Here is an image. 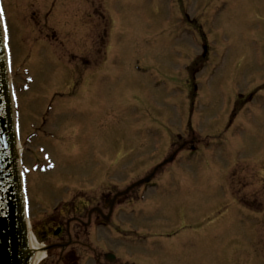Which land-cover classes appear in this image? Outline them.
<instances>
[{
    "label": "rangeland",
    "instance_id": "rangeland-1",
    "mask_svg": "<svg viewBox=\"0 0 264 264\" xmlns=\"http://www.w3.org/2000/svg\"><path fill=\"white\" fill-rule=\"evenodd\" d=\"M2 4L38 264H264V0ZM149 179L130 244L86 220Z\"/></svg>",
    "mask_w": 264,
    "mask_h": 264
},
{
    "label": "water",
    "instance_id": "water-1",
    "mask_svg": "<svg viewBox=\"0 0 264 264\" xmlns=\"http://www.w3.org/2000/svg\"><path fill=\"white\" fill-rule=\"evenodd\" d=\"M5 112V114H4ZM0 264H30L0 38ZM5 117V118H4ZM6 204L4 208L2 206Z\"/></svg>",
    "mask_w": 264,
    "mask_h": 264
},
{
    "label": "flooded vegetation",
    "instance_id": "flooded-vegetation-1",
    "mask_svg": "<svg viewBox=\"0 0 264 264\" xmlns=\"http://www.w3.org/2000/svg\"><path fill=\"white\" fill-rule=\"evenodd\" d=\"M109 195H115V196L112 200H110V198L99 200L97 203V206L95 207V210L89 214H85L87 221H89L93 217L96 220H99V221H102L108 225H111V219L114 215H117V212H120V213L123 212L125 209L130 207L133 203H135L138 200V198H137L138 193L132 192V190L128 187L122 192L110 193ZM100 206H102V208L104 210H108L107 215H105V213H103V211L100 209ZM112 226H115V225L112 224ZM83 230L86 232V231H88V228H85V229L81 228V231H83ZM113 230L118 231L115 228H113ZM85 237H86V235H85ZM85 237H83V240L81 241V245L83 247L87 248L90 246V244L88 242L86 243V240L84 239ZM108 252H110V251L107 250V251H104L102 254H100V256L98 257L100 259V264H104V261L106 262V259H107L106 254ZM114 254L116 257V258H114L115 262L117 259L119 261V259L122 258V257H118L117 253H114ZM118 264H129V263L126 261H121V262L119 261Z\"/></svg>",
    "mask_w": 264,
    "mask_h": 264
},
{
    "label": "bare ground",
    "instance_id": "bare-ground-1",
    "mask_svg": "<svg viewBox=\"0 0 264 264\" xmlns=\"http://www.w3.org/2000/svg\"><path fill=\"white\" fill-rule=\"evenodd\" d=\"M17 102H18V100H17ZM55 168L56 167H54V169L52 170V171H54L55 170ZM33 175V174H32ZM31 175V176H32ZM34 250L33 252H32V254H34V264H37V262L39 261V259L40 258H42L43 257V252H40L39 250H40V248L35 244V243H31V250Z\"/></svg>",
    "mask_w": 264,
    "mask_h": 264
},
{
    "label": "snow or ice",
    "instance_id": "snow-or-ice-1",
    "mask_svg": "<svg viewBox=\"0 0 264 264\" xmlns=\"http://www.w3.org/2000/svg\"><path fill=\"white\" fill-rule=\"evenodd\" d=\"M0 16H2V13H0Z\"/></svg>",
    "mask_w": 264,
    "mask_h": 264
}]
</instances>
